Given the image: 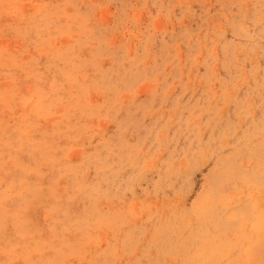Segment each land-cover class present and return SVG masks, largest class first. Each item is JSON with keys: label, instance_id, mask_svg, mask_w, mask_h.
I'll return each mask as SVG.
<instances>
[{"label": "rangeland", "instance_id": "rangeland-1", "mask_svg": "<svg viewBox=\"0 0 264 264\" xmlns=\"http://www.w3.org/2000/svg\"><path fill=\"white\" fill-rule=\"evenodd\" d=\"M0 264H264V0H0Z\"/></svg>", "mask_w": 264, "mask_h": 264}]
</instances>
